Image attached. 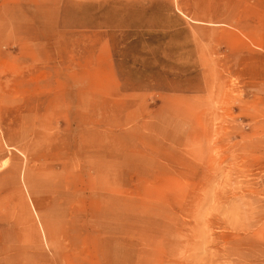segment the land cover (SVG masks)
Listing matches in <instances>:
<instances>
[{"label": "rangeland", "instance_id": "374dc122", "mask_svg": "<svg viewBox=\"0 0 264 264\" xmlns=\"http://www.w3.org/2000/svg\"><path fill=\"white\" fill-rule=\"evenodd\" d=\"M0 264H264V0H0Z\"/></svg>", "mask_w": 264, "mask_h": 264}]
</instances>
